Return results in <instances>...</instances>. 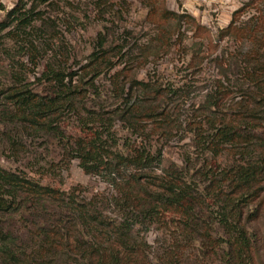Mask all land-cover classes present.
<instances>
[{"label":"rangeland","instance_id":"obj_1","mask_svg":"<svg viewBox=\"0 0 264 264\" xmlns=\"http://www.w3.org/2000/svg\"><path fill=\"white\" fill-rule=\"evenodd\" d=\"M17 2L0 0V5L10 10ZM198 4L191 0H178L177 3L169 0H60L47 7L53 24L42 25L39 19L33 23L36 28L41 27L32 33L33 40L41 51H48L36 70L38 76H42L48 62L60 64L64 72L74 74L73 85L89 91L87 97L80 100V105L87 109H101L102 113L112 114L120 106L114 79L119 73L121 80L126 75L129 78L135 76L140 82L185 95L171 102L169 107L170 110L176 108L175 119L180 124L168 139L151 127L134 132L122 122L117 124L114 135L115 149L124 155H134L145 146L162 157L154 169L143 172L139 184L129 189L130 209L138 214L137 239L151 247L152 264H167L159 257L166 250L176 251L177 247L182 251L185 249L181 252V264H234L228 258L227 249L232 240L230 231L237 229L232 230L224 223V217L228 223L226 219L231 210L220 204L214 186L216 173L234 160L226 150L213 152L209 149L207 120L212 114L204 108V102L208 92L214 89L227 92L230 88L218 64L225 63V68H229V63H237L244 69L247 67L244 53L256 49L264 54L262 33L244 41L233 35L230 39L220 40L219 34L230 24L235 12L243 10V20L259 12L264 19V0H211L208 5ZM154 7L160 13L165 9L188 15L196 23L190 22L179 42L177 33L182 28L174 16L167 19L162 28L151 23L148 15ZM5 14L0 10V22H4ZM164 31L171 33L165 42L157 37ZM9 38L6 37L4 46L0 47V92L12 86L4 75L12 57L4 50V47L11 49L13 46ZM96 51L105 56L106 62H102L100 70L103 72L92 88L89 86L91 77L85 76L83 68L91 62ZM130 51L133 55H129ZM196 55V61L192 63ZM260 57L255 58L264 60ZM54 59L57 62H52ZM26 65L32 68L29 62ZM110 67L113 69L109 70ZM228 77L236 79L234 68ZM28 83L29 88L41 96H49L54 91L47 80L38 82L34 79L33 73H30ZM234 91L223 98L218 114L237 111L242 94ZM1 123L0 168L23 171L43 185L65 193L75 189L79 201L98 197L100 208L110 221L119 222L127 216L128 210L122 200H117V205L114 202L105 204L106 199L112 202L122 198L120 190L104 178L84 172L80 162L72 157L76 140L106 144L100 135L103 128H98L97 133L95 125L86 126L76 114L66 111L60 118L64 142L25 135L21 153L12 154L7 137L2 135L10 126ZM179 188L183 190L179 204L170 205L166 198L174 196L173 190ZM234 213L241 215L242 227L256 236L251 263L264 264V199L244 205ZM13 226L19 229L21 222H14ZM206 239L213 243L210 252L203 247Z\"/></svg>","mask_w":264,"mask_h":264},{"label":"trees","instance_id":"obj_2","mask_svg":"<svg viewBox=\"0 0 264 264\" xmlns=\"http://www.w3.org/2000/svg\"><path fill=\"white\" fill-rule=\"evenodd\" d=\"M58 1L18 0L10 10L0 5V10L6 13L4 22H0V47L4 46L6 37H10L13 45L12 51L4 47L12 56L4 71L12 86L0 92V122L10 126L2 135L7 137L11 153L20 154L25 135L41 136L47 140L56 138L64 142L65 133L60 118L66 111L76 114L86 126L95 125L97 133L98 128H103L100 135L106 144L76 140L72 157L80 162L84 172L104 178L120 190L122 198L112 202L106 199L105 204L114 202L117 205V200H122L124 208L128 210L127 216L119 222L110 221L100 208L98 197L79 201L75 189L65 193L43 185L23 171L0 168V264H152L151 247L137 239L135 224L138 214L130 209L129 189L139 184L143 172L154 169L162 157L145 146L134 155H124L115 149L117 140L114 135L117 124L122 122L134 132L151 127L168 139L180 124L175 119L176 108L170 110L169 107L171 102L185 95L140 82L135 76L129 78L126 75L121 80L119 73L116 74L118 80L114 79L121 103L110 114L102 113L101 109L93 111L81 106L80 100L83 101L89 91L79 90L73 85L74 74L64 72L60 64L48 62L46 70L39 77L36 70H39L46 56L43 55L48 51H41L33 40L32 33L41 28H36L33 23L39 19L42 25L53 24L47 7ZM157 10L154 7L148 15L151 23L162 28L167 19L174 16L182 28L177 33L179 42H182L181 33L189 28L190 22L196 23L188 15L165 9L160 13ZM243 13V10L234 13L230 24L220 30V40L233 35L244 41L256 33H262L261 48L264 51V19L261 13L249 15L245 20L242 19ZM170 34L164 31L158 33L157 37L165 42ZM98 52L92 54L91 62L83 68L85 76L91 77L89 86L92 88L103 72L100 70L102 62H106L105 56ZM130 54L133 55L131 51ZM242 56L247 63L244 69L237 63H229V68H225V63L218 64L230 88L227 92L216 89L208 92L204 108L212 114L207 120L210 128L206 142L209 149L213 152L226 150L234 160V163L216 173L214 181L218 201L231 210L226 219L228 223L225 222L226 217L224 223L232 230L237 229L236 232L230 231L232 240L227 255L234 264H252L256 236L242 227L241 215L234 212L260 198L264 199V60L255 58H264V54L254 49ZM196 58L197 55L192 63ZM54 61L57 62L56 59ZM28 62L32 68L26 65ZM197 64L200 65L201 61ZM233 68L237 74L235 80L228 77ZM30 73L38 82L47 80L54 91L49 96L32 91L28 83ZM234 89L242 94L237 102V111L218 114L223 98L235 93ZM130 170L133 172L130 173ZM173 193L174 196L166 198V201L170 205H178L183 190L174 189ZM16 221L21 222L19 229L13 226ZM212 244L209 239L203 240V247L210 249L209 252ZM178 248L176 251H164L159 259L167 264H181V252L185 249L182 251Z\"/></svg>","mask_w":264,"mask_h":264},{"label":"built area","instance_id":"obj_3","mask_svg":"<svg viewBox=\"0 0 264 264\" xmlns=\"http://www.w3.org/2000/svg\"><path fill=\"white\" fill-rule=\"evenodd\" d=\"M171 2H175L177 3L178 0H169ZM194 4L195 2L198 4V5H208L210 3L211 0H191ZM184 8V7H183ZM181 9V11L183 12L184 9ZM179 11V10H178Z\"/></svg>","mask_w":264,"mask_h":264}]
</instances>
